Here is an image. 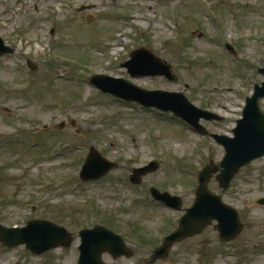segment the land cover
I'll return each instance as SVG.
<instances>
[{"label": "rangeland", "instance_id": "obj_1", "mask_svg": "<svg viewBox=\"0 0 264 264\" xmlns=\"http://www.w3.org/2000/svg\"><path fill=\"white\" fill-rule=\"evenodd\" d=\"M17 1L15 6L0 3V14L14 6L11 21L0 15V35L13 40L15 24L31 48L23 45L0 59V224L46 222L75 239L68 249L56 248L45 257L32 256L25 246L7 251L0 243V264H47L50 259L48 264H76L79 234L98 225L121 235L133 251L120 259L107 252L109 264H264V206L257 204L264 198V159L242 170L226 193L215 179L209 185L239 211L243 227L235 239L221 241L210 226L152 262L153 252L164 246L161 238L177 227L183 212L154 202L150 190L181 196L183 206H191L196 176L211 162L221 163L225 150L169 115L151 109L140 113L137 105L115 101L89 84L101 74L147 90L184 93L199 108L223 117L219 124L203 122L210 133L231 136L246 99L264 82L259 73L264 68V0ZM226 44L237 55H230ZM141 48L170 64L175 80L131 78L122 65ZM21 56L37 65L33 80L21 68ZM10 135L44 140L46 146L14 149L3 142ZM92 147L117 166L101 175L97 165L99 181L85 183L79 175ZM51 150L60 155L47 162L43 151ZM152 161L159 165L133 185L134 169ZM239 253L242 258H234Z\"/></svg>", "mask_w": 264, "mask_h": 264}, {"label": "water", "instance_id": "obj_2", "mask_svg": "<svg viewBox=\"0 0 264 264\" xmlns=\"http://www.w3.org/2000/svg\"><path fill=\"white\" fill-rule=\"evenodd\" d=\"M145 56H150V58L153 59L148 52L141 50L135 52L132 55V60L124 65L130 70V73L133 74V76L146 74L143 68H147L148 63L151 61L145 62ZM155 61L159 66H162L163 72L166 76L170 79L174 78L171 74L170 66L163 64L159 59H156ZM261 72L264 73V70H261ZM92 83L105 93L113 94L114 96L126 99L127 101H138L148 107L154 106L162 110L173 109V100L179 101L182 99L184 102L187 101L182 96H173L159 92L148 93L129 85L127 81L109 77H95L92 80ZM148 97L154 98L153 101ZM263 97L264 87H257L255 97L248 101L249 105L245 112V119L239 122L238 128L234 131L235 139L226 136H215V139L218 140L219 144L225 147L227 152L226 158L219 166L212 165L203 170L200 175V186L197 192L196 204L193 209L189 211L188 216H185L181 221L180 231L174 233L167 239V246L160 250L159 254L166 255L171 244L179 241L182 237L198 233L215 218L220 222L219 228L224 239L229 240L230 238H234L236 234H239L241 231L242 226L237 215L233 212L235 217L231 216L229 208L223 204L221 197L208 190V182L212 174H216L223 169L219 176V181L222 188L228 189L236 172L240 168L264 156V114L259 108V102ZM159 98L167 99V101H158ZM196 113L198 115L205 114L198 110H196ZM91 159H93V157ZM152 169L147 168L146 170L140 171L138 176L147 174L152 171ZM87 173L88 172H85L83 175L88 176L89 174ZM262 203H264V201ZM39 225L42 228L34 222L29 224L27 229H4V232L7 238L12 242V245L26 244L28 248L33 247L35 249L42 243L48 246L43 249H38L37 252L39 253L58 246L60 242L67 246L72 242V237L64 229L46 222L39 223ZM51 237H53V241L48 244ZM2 239H5V237H2ZM116 240L123 245L119 237H116ZM81 250L82 256L80 264H103L100 256L102 253V247L99 239H93L91 247L87 246V243L84 242V246Z\"/></svg>", "mask_w": 264, "mask_h": 264}, {"label": "flooded vegetation", "instance_id": "obj_3", "mask_svg": "<svg viewBox=\"0 0 264 264\" xmlns=\"http://www.w3.org/2000/svg\"><path fill=\"white\" fill-rule=\"evenodd\" d=\"M11 36H13L14 39L11 40V41H7V42H8V44H9L10 46L13 47V46H15V43L18 41L17 39L20 38V37H22L23 35H21L20 32H19L18 30H16L15 28H13V29L11 30ZM26 43H28V41H26Z\"/></svg>", "mask_w": 264, "mask_h": 264}]
</instances>
